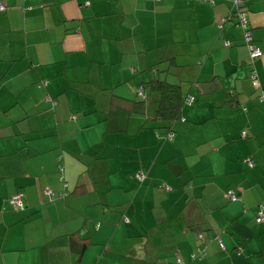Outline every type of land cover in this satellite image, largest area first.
Here are the masks:
<instances>
[{"label": "crops", "instance_id": "1", "mask_svg": "<svg viewBox=\"0 0 264 264\" xmlns=\"http://www.w3.org/2000/svg\"><path fill=\"white\" fill-rule=\"evenodd\" d=\"M2 1L0 264H264V0H240L248 45L234 0ZM157 63L196 96L172 139L135 109L110 131Z\"/></svg>", "mask_w": 264, "mask_h": 264}, {"label": "trees", "instance_id": "2", "mask_svg": "<svg viewBox=\"0 0 264 264\" xmlns=\"http://www.w3.org/2000/svg\"><path fill=\"white\" fill-rule=\"evenodd\" d=\"M199 1L206 2V1H212V0H199ZM234 5H235V9L229 11L225 16H223L220 19V24L226 21L236 19L235 23L238 26L242 27L241 26L242 19L239 14L243 13L245 15V13L243 10L240 9L239 6L236 5L235 1H234ZM245 20L247 22L246 16H245ZM245 32L246 30L244 29V35H245ZM224 45L225 46L229 45V42L225 41ZM152 68H153V71L151 72ZM147 70H148L147 77H144L137 84L136 88H134L135 89L134 99L123 98L117 95L110 94L109 109L106 112L107 126L110 131L118 130L119 128H117V126H118V123L121 121V119L117 120L116 116H119V115H116V114L119 111H122V112L125 111V114L127 115L128 113H130L131 111L130 109H135L136 112H139L141 114L142 113L147 114V117L149 118L148 120H150L152 124V128L162 129L166 131L164 140L170 141L175 131L173 129V124L177 121L185 120V118L182 115V108L185 105H191L192 103H194L196 100V96L189 94V93L187 94L186 91L182 88L181 83L170 81L167 78L168 77V67L167 66L162 65L161 63H157V64H154L148 67ZM249 79L251 81L250 76H249ZM41 85H46V82L43 81V84ZM43 99L46 102L49 101V104L51 105H53V103L54 104L57 103L56 100L50 97L48 94H46ZM258 100H260L261 102H264V90H261V94L258 95ZM241 136L242 137L246 136L245 132H243ZM246 161L249 167L254 165V162L252 159L247 158ZM58 167L62 171L63 169L62 165L59 164ZM162 186L165 187L166 189H170V186L168 185H162ZM19 193L22 194L21 192L18 191L10 197L9 200L11 204H12V197L15 194H19ZM225 194L230 201H235L239 198L237 192L234 189H228ZM231 194H233L234 196L231 197ZM23 206H24V202H23ZM22 208H15V209H22ZM259 212H264V204H259L256 208L255 221L257 223H261L264 221V219L257 220ZM197 236L199 239L203 240L202 232H197ZM216 237L217 236H215L214 239L217 241L220 248H224V243L222 239L216 238ZM85 247H86L85 242L83 243L81 242V244L77 246V252L79 254L78 257H80V254L84 251ZM205 255H206L205 248L203 247V245H199L196 248V250L190 254V259L195 260L197 258H202ZM176 260L178 264H187L185 261H183L179 257H177Z\"/></svg>", "mask_w": 264, "mask_h": 264}, {"label": "built area", "instance_id": "3", "mask_svg": "<svg viewBox=\"0 0 264 264\" xmlns=\"http://www.w3.org/2000/svg\"><path fill=\"white\" fill-rule=\"evenodd\" d=\"M236 5L237 6H241V1L240 0H234ZM87 3V2H86ZM5 7V4L4 2L0 1V9H3ZM242 21H241V26L246 30L245 32V42L247 43L248 45V42L251 41V36H250V33H249V30H248V27H247V22L245 20V15L243 13H240L239 14ZM261 51L254 47V46H250V58L251 60H254L256 58H258L259 56H261ZM251 77V82L253 83V85H256L257 84V80H256V76L254 73H252L250 75ZM49 99V98H48ZM140 178H142V175H139ZM46 193L49 194V195H52V191L50 189H47L46 190ZM234 195L231 194V197H233ZM12 204L15 208H22L23 207V200H22V194H15L13 197H12ZM264 219V212H259V215L257 217V220H263Z\"/></svg>", "mask_w": 264, "mask_h": 264}, {"label": "rangeland", "instance_id": "4", "mask_svg": "<svg viewBox=\"0 0 264 264\" xmlns=\"http://www.w3.org/2000/svg\"><path fill=\"white\" fill-rule=\"evenodd\" d=\"M259 88V87H258ZM260 90V89H259ZM259 94H261V90H260V93ZM263 105H264V102H263Z\"/></svg>", "mask_w": 264, "mask_h": 264}]
</instances>
